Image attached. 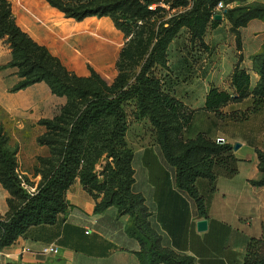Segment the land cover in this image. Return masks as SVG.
Returning <instances> with one entry per match:
<instances>
[{"label":"trees","instance_id":"16d2710c","mask_svg":"<svg viewBox=\"0 0 264 264\" xmlns=\"http://www.w3.org/2000/svg\"><path fill=\"white\" fill-rule=\"evenodd\" d=\"M45 1L77 22L92 17L111 18L116 29L131 39L120 53L118 77L112 85L93 69L89 78H80L70 74L47 48L23 32L14 20L11 4L0 0V39L7 38L12 49L8 67L17 68L21 79L12 91L45 83L55 96L68 101L53 120L40 122L46 133L38 143L50 149V157L39 158L36 173L42 180L35 195L23 187L18 173V149L10 147V138L0 126V183L10 194L9 212L5 217L0 214V251L11 247L33 227L56 225L60 216L68 213L67 192L79 179L96 200L95 214L116 207L120 216L130 217L126 232L140 244L136 254L138 264H195L192 257L162 245L160 235L151 224L152 214L145 198L133 190L134 151L126 140L127 106L129 102L135 103L136 117L149 120L164 158L176 170V186L194 200L198 218L207 219L220 172L228 178L238 174L234 147L218 143L208 135L190 136L195 113L176 98L171 88L167 89L155 71L158 67L167 69L169 47L182 29L190 32L192 40H203L212 10L218 3L229 5L244 0H195L187 14L172 17L168 26L160 24L157 30L149 31L151 17L162 10L161 7L151 10L156 4L152 0L144 3L141 0ZM50 14L56 16L54 11ZM225 16L232 24L231 31L236 34L239 47L241 29L252 19L264 18V6L228 9ZM219 22L215 20L216 24ZM242 59L231 78L236 94L211 88L205 111L223 117L220 114L223 107L251 99L249 115L263 113L264 54L257 56L261 80L252 93L251 77L241 66ZM127 63H142L134 78ZM248 117L231 114L223 119L240 122ZM257 152L260 160V151ZM98 164L101 171L97 169ZM260 173L261 178L251 182L254 186H264L263 172L260 170ZM201 182L206 183V189L200 186ZM261 246L264 240H251L243 264H264V253L258 252Z\"/></svg>","mask_w":264,"mask_h":264},{"label":"crops","instance_id":"0c3cea01","mask_svg":"<svg viewBox=\"0 0 264 264\" xmlns=\"http://www.w3.org/2000/svg\"><path fill=\"white\" fill-rule=\"evenodd\" d=\"M7 1L13 6L18 27L47 48L70 74L89 78L90 69H93L108 85L115 82L124 35L110 18L92 17L77 22L50 7L45 0ZM222 25L223 22L215 31ZM243 43V50H236L230 58L231 78L240 57L243 58L241 66L246 68L252 55L247 52V40ZM253 45L261 47L264 40L257 38ZM11 60L12 49L7 38L0 39V126L10 138V147L18 149L19 175L31 187L38 188L42 180L36 173L39 158L50 157V149L38 143L46 133L40 122L53 119L55 109L64 104L65 98L55 96L45 83L13 92L21 79L17 68L8 67ZM221 65V62L214 63L206 72L204 80L210 81L202 97L198 96L196 87L199 80L189 87L181 82L173 87L176 98L195 113L192 125L202 126L209 119H217L204 109L212 87L227 91L222 85ZM144 122L150 124L147 119ZM220 126L223 130L217 131L212 138H222L224 143L234 147L238 174L228 178L220 172L207 219L198 218L194 200L176 186V170L168 164L160 147L155 142L143 146L144 134L132 140L129 130L126 137L134 151L133 190L145 198L152 214L151 224L160 235L162 245L177 254L192 257L195 264H243L251 240L264 239V187L251 183L261 177L257 150H261L264 142L259 135H252L255 140L249 141L233 131L232 127L241 126L239 122L220 119ZM194 135L191 132V136ZM236 144L241 145L239 150H235ZM200 186L206 189L205 182ZM9 198V192L0 183V214L3 217L9 212ZM67 200L69 211L60 216L56 225L31 228L11 247L1 251V264H138L136 254L140 244L126 232L129 216H120L116 207L95 214L96 200L79 179L68 190ZM201 220L208 221V229L204 232L198 230ZM52 244L60 248V253L43 255L41 249Z\"/></svg>","mask_w":264,"mask_h":264},{"label":"rangeland","instance_id":"374dc122","mask_svg":"<svg viewBox=\"0 0 264 264\" xmlns=\"http://www.w3.org/2000/svg\"><path fill=\"white\" fill-rule=\"evenodd\" d=\"M152 1L156 2V6H160L162 10L159 13L155 14L153 17H151L152 19L149 21L148 24L149 26H147L148 31L150 29L157 30L160 24L162 25L164 24L165 26H168L167 23L172 17H177L180 15L187 14L190 10H192L195 3V0H152ZM141 2L144 3L145 0L144 1L141 0ZM229 5H230L229 9L231 10L238 7L248 8V7H256V6H264V0H244L243 2L236 1ZM11 7H12L13 17L16 22V17L13 12L12 4ZM213 12L214 10H212V17L210 18V22L207 26V30L204 34L203 40H192L190 32L185 28L182 29L178 34V36L174 39L173 41L174 43L171 44L169 47L168 50L169 64L167 69L158 67L155 71V74L164 80L167 89L171 88L172 90L173 87L178 85L179 82H181L185 87H189L192 82H196L199 80V82H197L196 84V87L198 91V96L202 97L205 92L204 89L208 87L207 84L210 81L208 80L207 82V80H204L206 78L205 77L206 72L213 67L214 63L221 62L222 65L220 69L221 70L220 74L223 75L222 85L223 87H226L227 89L226 92L235 95L236 91L234 88H232L231 80H230L231 79L230 74L232 71V64H231L232 59L230 58H232L234 52L243 50L244 48L243 41L247 40V44H248L247 52L248 54H252V55L250 58H248L249 59L247 62L248 66L245 68V70L247 72H250L249 74L251 77L250 93H252V91L258 86L261 80V75L259 74L258 71V69L260 68V61L257 59V56L264 54V45H262L261 47H259L258 45L254 46L253 42L257 38L260 40H264V18L252 19L247 23L245 28L241 29V37H240L241 46L238 47L236 41V34L231 31L232 24L230 23L228 17L225 16L224 21H220L218 24H216ZM222 22H223L222 25L223 27L215 31V29L219 25H221ZM100 28L103 29L104 26H100ZM243 29H245L244 35L242 34ZM122 34L124 35V42H123L124 45L122 44L124 48L131 38H126L123 32ZM212 40H214L213 43ZM232 41H235V43H233ZM141 64L142 63L133 65L127 63V65L130 67L129 72L133 76V78L139 74ZM180 72L181 74L179 75ZM174 75L176 76V78H174ZM67 102L68 101L65 98L64 104L59 105L55 109L53 119L61 113L62 109L66 106ZM250 107H251V99L244 100L243 102L231 103L220 110V114H222L223 117H216L214 115V117H216L217 119H209L205 121L206 123L203 124L202 126L192 125L191 123L190 130L192 133L196 135L204 134V135H208L209 137H212L215 133H217V131L221 129L223 130V126L222 127L220 126V119H223L225 116H227V118L231 114H234L239 118L243 116L245 117L249 116L247 120H243L240 122L236 121L241 123V126H238L236 128L232 127L233 129L232 128L229 129L238 132V134L241 137L246 138L249 141L255 140L252 135H259V137L261 136L262 138L261 140L264 142V111L259 115L250 116L249 115ZM127 112L129 115L128 117V123H129L128 132L130 130L129 138L135 140L134 139L135 137L138 138L139 135H141L142 137V135L144 134L146 135V138L142 139V141H144L142 143L145 144L143 146L151 145L152 142H155V144H157L156 133L152 125H150L151 123L150 124H148V122L145 123L144 122L145 119L140 120L136 117L135 103L133 102L128 103ZM53 119H48V120H53ZM138 123H142V124L140 126H135ZM218 139H213V140H216L218 143H224L218 141ZM137 144L141 145L140 143ZM260 155L261 158H260L259 168L263 172L262 178L264 179V144L261 146ZM101 163L105 165L106 161H102ZM100 164H98V167ZM43 169H45V167H43ZM258 252H260V254L264 253V246H261L260 251Z\"/></svg>","mask_w":264,"mask_h":264},{"label":"built area","instance_id":"2783aa9c","mask_svg":"<svg viewBox=\"0 0 264 264\" xmlns=\"http://www.w3.org/2000/svg\"><path fill=\"white\" fill-rule=\"evenodd\" d=\"M157 7H160V6H156L153 5L152 7H150L151 10H156ZM230 5H226L224 2H220L218 3V5L216 6V8L214 9V12H213V15L214 17L216 18L217 15H222V17L225 16L224 12L227 11L229 9ZM223 139H218V141H221ZM98 171H101V168L98 169ZM19 178L21 179L22 181V185L23 187L32 195H35L37 193V188H33L31 187L30 185H28L25 181V179L19 175ZM29 251V250H27ZM41 253L43 255H46V256H50V255H58L60 253V248L56 245H46L44 246L42 249H41ZM2 262V253L0 251V264Z\"/></svg>","mask_w":264,"mask_h":264},{"label":"water","instance_id":"95a60500","mask_svg":"<svg viewBox=\"0 0 264 264\" xmlns=\"http://www.w3.org/2000/svg\"><path fill=\"white\" fill-rule=\"evenodd\" d=\"M226 13H227V11L224 12V14H226ZM222 19H223L222 15H217L216 18H215V20H217V21H222ZM220 142H224V141L221 140ZM240 147H241L240 144H236L235 145V150H239ZM207 229H208V221L207 220H201V221L198 222V230L200 232H204Z\"/></svg>","mask_w":264,"mask_h":264}]
</instances>
